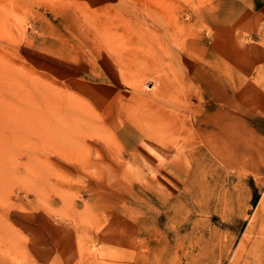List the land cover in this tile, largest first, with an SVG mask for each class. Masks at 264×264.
Instances as JSON below:
<instances>
[{
  "label": "rangeland",
  "instance_id": "1",
  "mask_svg": "<svg viewBox=\"0 0 264 264\" xmlns=\"http://www.w3.org/2000/svg\"><path fill=\"white\" fill-rule=\"evenodd\" d=\"M0 264H264V0H0Z\"/></svg>",
  "mask_w": 264,
  "mask_h": 264
}]
</instances>
